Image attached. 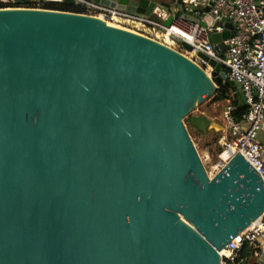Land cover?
Listing matches in <instances>:
<instances>
[{"label": "water", "instance_id": "obj_1", "mask_svg": "<svg viewBox=\"0 0 264 264\" xmlns=\"http://www.w3.org/2000/svg\"><path fill=\"white\" fill-rule=\"evenodd\" d=\"M86 1L196 21L180 0ZM225 27L209 36L218 55ZM216 89L176 50L96 16L0 9V264H221L264 212V181L239 153L205 171L183 119Z\"/></svg>", "mask_w": 264, "mask_h": 264}, {"label": "built area", "instance_id": "obj_2", "mask_svg": "<svg viewBox=\"0 0 264 264\" xmlns=\"http://www.w3.org/2000/svg\"><path fill=\"white\" fill-rule=\"evenodd\" d=\"M16 2L0 0V9L35 8L18 6ZM76 4L90 11L83 10L80 14L96 16L107 24H116L148 38H156L155 41L166 46L171 36L180 38L190 46V50L182 48L179 53L201 68L209 78L215 79L219 75H214L212 67L197 54L202 53L219 63L226 79L239 89L247 108L241 118L236 119V106L232 102L233 94L230 93L221 114L227 133L222 147L232 148L233 152L225 159L221 152L217 168L239 153L264 181V145L257 139L259 131L264 127V0H180L181 12L196 21L173 16L168 26L163 22L170 14H174L176 8L173 13L158 9L155 13V8L152 12L159 19L156 21L148 15L104 7L91 1L76 0ZM206 17L210 19L208 22L205 21ZM226 22H230L233 28L228 37L222 40L224 46L218 55L209 36L226 31ZM257 238L264 240V212L230 239L225 248L227 253L220 256V263L239 264L240 249L244 243H248L252 247V255L258 257L259 252L253 249Z\"/></svg>", "mask_w": 264, "mask_h": 264}, {"label": "rangeland", "instance_id": "obj_3", "mask_svg": "<svg viewBox=\"0 0 264 264\" xmlns=\"http://www.w3.org/2000/svg\"><path fill=\"white\" fill-rule=\"evenodd\" d=\"M113 25L116 24H112V26ZM167 46L176 50L177 52H180L181 50L178 49V43L173 40H169V44ZM210 79L215 85V87H217L213 79ZM213 94L206 98L204 101H202L200 104L196 105L183 119V123L185 124L187 132L193 142V145L199 155V158L205 168V171L209 176L213 174L214 169L217 168L218 162L220 161L219 156L221 155V152L222 157L225 159L231 154V148L222 147V143L224 141L222 143L221 141H219L222 132H217L211 129L208 130L206 133H202L197 130L193 125H191L188 121L190 116L201 115L205 116L214 123L224 126L221 114L222 109L227 103V100L215 101L212 99ZM223 135H225L226 137V131L223 132Z\"/></svg>", "mask_w": 264, "mask_h": 264}, {"label": "trees", "instance_id": "obj_4", "mask_svg": "<svg viewBox=\"0 0 264 264\" xmlns=\"http://www.w3.org/2000/svg\"><path fill=\"white\" fill-rule=\"evenodd\" d=\"M16 1H17L16 5L18 6L55 9V10L75 12V13H81L83 10L85 12H90L89 10H86L85 7L79 4L69 5V4H62V3H57V2L42 3V2H32L30 0H16ZM127 28L133 29V30L135 29L132 27H127ZM182 48L183 47L180 44H178V49H182ZM213 81L215 82L217 89L214 92L212 99L215 101L227 100L229 96V90L233 89L232 83L228 81V79H223L221 77H217L213 79ZM232 102L236 106V111H235L234 116L236 119H240L241 116L246 112L247 107L245 103L243 102L242 98L240 97V95L236 96ZM251 250H252V247L248 243H244L240 249V257L244 259L248 258L249 255L252 254Z\"/></svg>", "mask_w": 264, "mask_h": 264}, {"label": "crops", "instance_id": "obj_5", "mask_svg": "<svg viewBox=\"0 0 264 264\" xmlns=\"http://www.w3.org/2000/svg\"><path fill=\"white\" fill-rule=\"evenodd\" d=\"M149 1H155L156 2V4L157 3H159L160 1H163V2H170L171 0H149ZM158 5V4H157ZM156 9L154 10L155 11V13H157L158 11H160V9H158L157 7H155ZM157 9H158V11H157ZM153 13V12H152ZM154 13V14H155ZM153 14V15H154ZM232 86H233V89H231V90H229V95H230V93H232L233 94V98H235L236 96H238V95H240V97L242 98V96H241V93H240V91H239V89L236 87V85H234L233 83H232ZM243 100V99H242ZM223 110V109H222ZM223 121V120H222ZM224 127V126H223ZM224 131H225V128H224ZM227 139V133H226V137H225V135H223V132H222V134H221V136H220V139H219V141H221V143L224 141V140H226ZM257 139H258V141L260 142V143H262L263 145H264V127L261 129V131H259V133H258V135H257ZM253 249L255 250V251H257V252H259V254H261V249H260V247H258V245H257V243H255L254 244V246H253ZM260 256V255H259ZM258 256V257H259ZM258 257H254L252 254L251 255H249V257L248 258H241V261L239 262V264H264V260H261V262H258V260H259V258Z\"/></svg>", "mask_w": 264, "mask_h": 264}, {"label": "bare ground", "instance_id": "obj_6", "mask_svg": "<svg viewBox=\"0 0 264 264\" xmlns=\"http://www.w3.org/2000/svg\"><path fill=\"white\" fill-rule=\"evenodd\" d=\"M107 25H110V24H107ZM204 74H205V76H206V78L207 79H209V76L204 72ZM233 152V149L231 148V153ZM227 253V251H226V249L224 248V249H221L220 251H219V255L220 256H223V255H225Z\"/></svg>", "mask_w": 264, "mask_h": 264}]
</instances>
